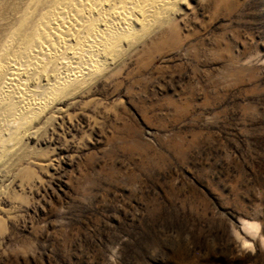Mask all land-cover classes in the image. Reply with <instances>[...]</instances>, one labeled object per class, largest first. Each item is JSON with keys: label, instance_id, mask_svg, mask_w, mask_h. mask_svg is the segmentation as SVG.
Listing matches in <instances>:
<instances>
[{"label": "rangeland", "instance_id": "obj_1", "mask_svg": "<svg viewBox=\"0 0 264 264\" xmlns=\"http://www.w3.org/2000/svg\"><path fill=\"white\" fill-rule=\"evenodd\" d=\"M15 146L0 264H264V0H185Z\"/></svg>", "mask_w": 264, "mask_h": 264}, {"label": "bare ground", "instance_id": "obj_2", "mask_svg": "<svg viewBox=\"0 0 264 264\" xmlns=\"http://www.w3.org/2000/svg\"><path fill=\"white\" fill-rule=\"evenodd\" d=\"M184 1L0 0V162L61 99L116 72Z\"/></svg>", "mask_w": 264, "mask_h": 264}]
</instances>
